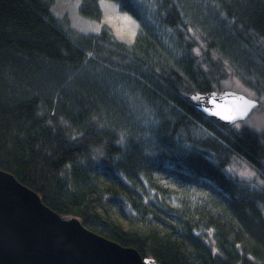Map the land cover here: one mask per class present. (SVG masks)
I'll return each mask as SVG.
<instances>
[{
	"label": "trees",
	"instance_id": "16d2710c",
	"mask_svg": "<svg viewBox=\"0 0 264 264\" xmlns=\"http://www.w3.org/2000/svg\"><path fill=\"white\" fill-rule=\"evenodd\" d=\"M107 1L133 42L77 30L57 0H0V170L156 264H264V133L190 100L232 80L264 98V0Z\"/></svg>",
	"mask_w": 264,
	"mask_h": 264
},
{
	"label": "water",
	"instance_id": "95a60500",
	"mask_svg": "<svg viewBox=\"0 0 264 264\" xmlns=\"http://www.w3.org/2000/svg\"><path fill=\"white\" fill-rule=\"evenodd\" d=\"M192 105L214 121L233 126L246 121L257 100L233 90L194 93ZM248 102V103H246ZM238 108L246 115L235 121ZM0 264H156L46 206L40 196L0 170Z\"/></svg>",
	"mask_w": 264,
	"mask_h": 264
},
{
	"label": "rangeland",
	"instance_id": "374dc122",
	"mask_svg": "<svg viewBox=\"0 0 264 264\" xmlns=\"http://www.w3.org/2000/svg\"><path fill=\"white\" fill-rule=\"evenodd\" d=\"M82 0H57L55 12L61 16H67L77 30L82 32H98L99 29L107 25L115 34L129 42H133L136 33L138 32L137 22L127 14L120 12L116 4L107 0L100 1V8L102 16L99 20H90L83 17L79 13ZM224 90H233L247 96L249 99L257 100L260 103V107L254 109L252 114L246 121L237 123L241 127H249L259 134L264 133V98L258 97L237 80L228 82ZM150 115V114H148ZM236 125V124H235ZM232 164L229 168V172L234 176L247 180L257 181L262 183V177L259 171L249 164L244 158L239 156H233L231 160Z\"/></svg>",
	"mask_w": 264,
	"mask_h": 264
},
{
	"label": "snow or ice",
	"instance_id": "6c2138e0",
	"mask_svg": "<svg viewBox=\"0 0 264 264\" xmlns=\"http://www.w3.org/2000/svg\"><path fill=\"white\" fill-rule=\"evenodd\" d=\"M246 103H248V102H246ZM245 115H246V111H245L244 109L238 108V109L236 110V114H235V115H228V116H225L224 118H225V119H228V120L235 121L238 117H239V118H243ZM235 126H236L237 128L240 127L239 124H236Z\"/></svg>",
	"mask_w": 264,
	"mask_h": 264
}]
</instances>
